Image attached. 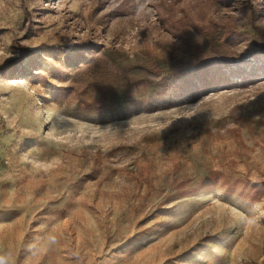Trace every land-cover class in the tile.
I'll return each mask as SVG.
<instances>
[{
  "label": "rangeland",
  "instance_id": "374dc122",
  "mask_svg": "<svg viewBox=\"0 0 264 264\" xmlns=\"http://www.w3.org/2000/svg\"><path fill=\"white\" fill-rule=\"evenodd\" d=\"M0 264H264V0H0Z\"/></svg>",
  "mask_w": 264,
  "mask_h": 264
}]
</instances>
